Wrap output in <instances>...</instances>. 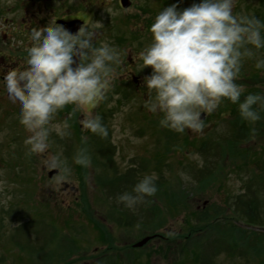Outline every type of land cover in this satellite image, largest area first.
Segmentation results:
<instances>
[{
  "label": "rangeland",
  "instance_id": "1",
  "mask_svg": "<svg viewBox=\"0 0 264 264\" xmlns=\"http://www.w3.org/2000/svg\"><path fill=\"white\" fill-rule=\"evenodd\" d=\"M57 1L60 14H78L96 30V46L107 41L126 52L120 68L131 69L142 84L138 91L134 81L123 80V93L122 88L115 92L113 83V90L93 109L108 129L107 138L88 133L81 124L83 114L74 106L58 112L53 125L68 127L62 136L52 131L45 157L29 154L19 124L0 121V259L13 264H63L65 258H75L66 264L107 261L118 251L106 250L108 243L101 242L94 221L110 232L120 249L112 259L124 264H130L125 259L129 252L144 264H264V235L259 234L264 224L247 226L239 217L240 203L249 200L257 202L253 211L264 216V106H254L260 112L258 122L243 119L239 125L238 105L224 100L203 116L206 127L201 134L163 128L160 117L144 107V79L151 68L140 70L136 56L150 42V24L162 8L177 4L182 10L199 0H130L127 7L120 0ZM260 1L236 0L234 14L254 15L259 7L264 10ZM257 55L264 57L261 51ZM255 63V58L243 62L237 83L246 89L244 96L264 95V69ZM120 68L118 74L123 73ZM82 149L91 158L88 167L75 162ZM53 158H58V166H53ZM46 160L58 170L54 182L40 176L39 165ZM152 173L158 176L154 196L132 209L118 200ZM124 175L130 183L124 182ZM105 179H112L113 185L106 187ZM192 212L212 225L199 228ZM146 236L152 238L144 245L131 246ZM202 250L205 258H200Z\"/></svg>",
  "mask_w": 264,
  "mask_h": 264
},
{
  "label": "clouds",
  "instance_id": "2",
  "mask_svg": "<svg viewBox=\"0 0 264 264\" xmlns=\"http://www.w3.org/2000/svg\"><path fill=\"white\" fill-rule=\"evenodd\" d=\"M235 3L199 0L182 10L172 4L155 15L149 26L150 42L136 58L142 62L140 70L151 68L144 79L148 90L144 107L160 117L161 127L201 134L206 127L202 114L213 113L224 100L237 104L245 121L255 124L261 119L254 106H264V95L244 96L246 89L237 80L245 59L255 58V67L264 69V57L257 55L264 50V20L234 14ZM96 35L87 25L75 34L55 22L44 29L32 28L24 63L0 80L8 100L18 107L20 124L29 133L25 141L29 154L49 153L53 130L65 134L68 125H53V120L69 105L83 114L85 130L108 137V129L93 109L120 77L117 69L127 53L107 41L96 46ZM75 162L88 167L91 158L82 149ZM58 164V158H53V166ZM180 175L188 179L186 174ZM157 179L155 173L145 175L132 193L124 192L118 200L134 208L156 194Z\"/></svg>",
  "mask_w": 264,
  "mask_h": 264
},
{
  "label": "flooded vegetation",
  "instance_id": "3",
  "mask_svg": "<svg viewBox=\"0 0 264 264\" xmlns=\"http://www.w3.org/2000/svg\"><path fill=\"white\" fill-rule=\"evenodd\" d=\"M58 4L57 0H0V67L3 68V72H0V80H3V76L8 70L24 63L26 47L28 46V35L32 28L44 29L49 26L50 22H55L69 31L70 22L67 21L73 19L83 21L80 28L86 25V22L78 14L73 15L72 12L60 14L61 10ZM79 29L76 32H69L75 34ZM120 70L123 73L118 74L120 76L118 82H113L115 83V92H118L122 88L124 93L125 88L121 87V85L127 83L123 82V80L134 81L133 78H136L135 83H133L139 91L142 84L141 78L136 76L131 69L120 68ZM18 111V107L8 100L3 86L0 85V121L19 124L18 127L22 130L21 133L27 138L29 133L20 124ZM43 156L45 157V155ZM39 169L41 171L40 176H43L42 181H55L51 180L57 175L58 170L51 166L50 161L46 160L40 163ZM79 181L82 184L84 180L80 179ZM105 181L106 179L104 183ZM61 182L65 185L67 184L65 181ZM54 197L57 198V195L55 194ZM55 202H57L56 199ZM56 205L55 203V207L57 208ZM12 261L10 259H0V264H13Z\"/></svg>",
  "mask_w": 264,
  "mask_h": 264
},
{
  "label": "trees",
  "instance_id": "4",
  "mask_svg": "<svg viewBox=\"0 0 264 264\" xmlns=\"http://www.w3.org/2000/svg\"><path fill=\"white\" fill-rule=\"evenodd\" d=\"M263 1L264 0H261L260 2H261V4H264L263 3ZM261 6V5H260ZM263 8H264V6H263ZM259 10H263L261 7H259L258 8V10H257V12L254 14L257 18H259ZM264 11V10H263ZM264 13V12H263ZM261 53H263L264 54V50H261ZM253 91H255L254 89H253ZM260 112L261 113H264V109L262 108L261 110H260ZM236 121H239V125H241L242 123H243V119H242V117H240L239 115H238V117H236ZM262 161H263V159H262ZM260 163H261V161H260ZM122 177H123V175H122ZM259 177V176H258ZM258 177H256L255 179H257ZM129 177H126L125 175H124V182H126V181H128L127 179H128ZM254 178V177H253ZM109 180H112V179H108V181H105V183H104V185L106 186V187H108V185H110V183L112 184V183H114L113 181H109ZM253 180V179H252ZM129 182V181H128ZM127 182V183H128ZM261 182H264V180H262ZM130 183V182H129ZM113 185V184H112ZM247 202V201H246ZM245 202H243V204L242 203H240L241 205L239 206L240 207V213H239V217L240 218H242L241 220H243V222H246L245 224L247 225V226H250V224H264V216H260V213H255L253 210H255V206H256V204H257V202L256 201H254V200H249V202H247L246 204H244ZM246 208V209H245ZM251 210L252 211V213L253 214H251V213H249V211L248 210ZM242 210H246V212H245V214L244 215H242L241 214V211ZM178 211H179V209H178ZM177 211V212H178ZM221 211V210H220ZM220 214H219V212H216V214H215V220H217V217L219 216ZM192 216L193 217H191V218H193V219H195V220H197L198 221V223H199V225H198V227L199 228H202V229H205L206 227H210V225H212V224H210L209 222H208V219H206V218H204V215L203 216H198L197 215V213L196 212H192ZM91 219V218H90ZM207 220V223H206V225L207 226H202V222H206V220ZM92 223H93V227L95 226V228L97 229V231L99 232V238H100V240H101V242H103V243H108V245H107V247H105L106 248V250H112V249H116L118 252H114L113 253V255H112V257H111V259H109V260H107V261H98V260H96L97 262V264H124V263H122V261L121 260H117V259H112L113 258V256H115L117 253H120V249L119 248H117L116 246H114L113 245V242H112V237H111V235H110V232L109 231H106L104 228H103V226H101V224H98V223H96V222H94V221H92ZM220 226H221V224H220ZM231 226L233 227V228H236L240 233H246L247 231L243 228V227H241V226H239V225H234V224H231ZM198 231V230H197ZM253 232H255V231H253ZM153 234V233H152ZM260 235H264V232L263 233H259ZM155 237V236H154ZM139 250H141V248L139 249ZM159 251H162V250H160V249H158ZM206 251H208V250H206ZM153 252H156L155 250H153ZM157 253V252H156ZM140 254V253H139ZM142 254L143 253H141V256H142ZM153 254V253H152ZM162 256L164 255L163 253L161 254ZM195 255V254H194ZM200 255H201V257L200 258H205V256H204V251L202 250V252L200 253ZM151 256V254L148 256V257H150ZM128 257V258H127ZM127 257L125 258L126 259V261H128L130 264H144L141 260H136V257H135V255H133L132 253H130L129 252V254L127 255ZM198 257V256H197ZM75 259V258H74ZM74 259H69V258H65L64 260H63V264H66V263H69L70 261H73ZM79 259V258H78ZM202 262L204 263L205 262V260H202Z\"/></svg>",
  "mask_w": 264,
  "mask_h": 264
},
{
  "label": "water",
  "instance_id": "5",
  "mask_svg": "<svg viewBox=\"0 0 264 264\" xmlns=\"http://www.w3.org/2000/svg\"><path fill=\"white\" fill-rule=\"evenodd\" d=\"M120 3H121V6L122 7H127L130 5V0H120ZM67 22H70L69 23V31H75L77 29L80 28L81 24H82V20L80 19H73V20H70V21H67ZM77 63H78V58H77ZM73 67H75V65H73ZM134 81H136V78H133ZM204 114H202V118H203ZM150 239L149 236H146V237H143L142 239H140L139 241L135 242L134 243V247H141L142 245H144L148 240Z\"/></svg>",
  "mask_w": 264,
  "mask_h": 264
}]
</instances>
